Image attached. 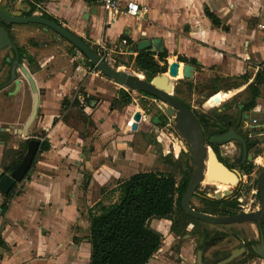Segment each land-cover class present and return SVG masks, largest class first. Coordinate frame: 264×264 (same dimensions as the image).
<instances>
[{
  "label": "crops",
  "instance_id": "obj_1",
  "mask_svg": "<svg viewBox=\"0 0 264 264\" xmlns=\"http://www.w3.org/2000/svg\"><path fill=\"white\" fill-rule=\"evenodd\" d=\"M117 1L119 9L107 11L99 2L87 5L83 0H47L45 12L54 18L60 15L68 22L67 29L78 36L80 32L75 29L89 30L90 38L103 41L106 46L116 47L119 41L124 46L126 41L121 37L124 36L132 42L125 51L133 56L136 42L160 40L163 46L160 52L168 51L171 54L168 58L175 57L178 61L180 56L187 63L195 61L193 79L187 80L193 84L190 90L198 89L194 86L197 75L206 73L208 79L201 84L202 95L208 96L210 90L211 95L228 94L225 98L229 99L244 92L242 101L231 104V110L238 108L248 115L258 111L256 103L253 108L244 109L248 84L254 81L259 69L264 70V0ZM127 1L137 2L146 11L138 18L122 13ZM205 8L219 19V26L206 17ZM80 17L82 20H78ZM179 64L181 67L184 63ZM33 79L35 83L38 81ZM70 81V77L64 78L59 72L45 83L63 88ZM219 82L225 83L218 86ZM95 91L104 93L98 86ZM60 99L51 103L57 107ZM103 104L109 103L106 100L97 103L92 115L98 117L95 139L88 132H72L56 114L45 115L43 127L53 125L48 132L50 147L37 154L33 167L19 184L21 188L14 189L16 195L4 215H0V237L4 242L0 247V264H89L87 216L89 208L101 199L92 195L93 189L118 180L132 166L128 162L130 153L124 146L127 140L123 138L116 143L114 130L105 127L113 123L114 111L109 104L106 113ZM132 125L133 122H127L131 131ZM120 143L123 146L117 151ZM3 200L0 194V205Z\"/></svg>",
  "mask_w": 264,
  "mask_h": 264
},
{
  "label": "rangeland",
  "instance_id": "obj_2",
  "mask_svg": "<svg viewBox=\"0 0 264 264\" xmlns=\"http://www.w3.org/2000/svg\"><path fill=\"white\" fill-rule=\"evenodd\" d=\"M26 1L1 0V3H5L13 11L16 6L25 9L24 5L28 4ZM45 4V2L39 3L40 8L33 14L40 16L41 11L46 10ZM56 18L61 26L68 28V22L60 15ZM79 19L82 20V17ZM75 30H79L80 37L96 52L98 51V42L99 44H103V41L96 42L90 38L89 30L84 32L83 27ZM11 31L18 45L33 58L32 63H28L25 58L22 63L28 68L29 72L30 69L35 70V72L30 73L38 80L36 86L39 92V105L37 118L28 128L27 135L16 134L15 131L22 129L31 111L32 94L28 82L19 73V91L16 97L4 100L1 98L0 93V128L6 129L9 126L12 127L9 131H2L0 129V174L3 172V167L9 166L14 159V150L23 151L24 155L26 152V149H24L26 140L36 138L41 140V142L44 140L50 141L48 132L53 125L48 126L47 129L43 127V119L48 113L56 114L58 120L68 125L72 129V132L76 131L82 134L88 132L90 133V137L95 139L97 133L94 134V132L98 131L99 126L96 125L98 117H92L93 111L96 109L97 103H102V101L106 100L112 105L111 109L114 112L112 117L113 123L109 122L105 127L114 130L116 143L123 138L127 140L124 146L126 147L125 151L130 153L131 159L128 162H131L132 166L128 171L125 169V175L118 180L112 181L106 186L98 187L97 190L93 189L92 195H99L101 198L98 202L108 205L117 201L118 191L116 186L118 182L126 179L124 177L127 174L144 171L171 172L176 176L177 180L179 179L181 168L176 161H181L179 159L182 147L180 138L176 134L174 135L170 128L171 119L168 120L166 117L167 125L159 126L153 124L151 118L157 112V109L160 110L157 99L146 97L137 90L123 88L130 94L132 101L126 106L115 104L113 102L114 98H117V92L122 87L98 71L95 72L93 69L83 65V54L58 34L52 30L44 31L42 26L35 24H19L13 26ZM138 40L140 39L137 38ZM119 42L115 44L116 47L104 45L108 49L106 52L109 58L108 64L116 70L126 71L146 79L145 74L135 68L131 59L132 53L130 54L125 51L127 43H124V46L121 47ZM169 59L176 60L175 57L167 58V65L170 63ZM59 72L63 74L64 78L70 77L71 81L67 84L64 83L63 88L46 86L45 81L51 79ZM181 79V77L173 79L174 96L176 95L188 103L192 110L211 117H218L216 115L219 111L226 114L232 113L231 104L241 102L244 97L243 92L226 99L225 97L228 94L218 93L211 95L210 90L207 92L208 96L202 95L201 84L208 79L206 73H200L195 78L194 86L198 87L196 90L188 89L186 84L180 81ZM224 83L219 82L218 86H222ZM97 86L103 89L104 93L100 94L96 92L95 88ZM175 88L178 91L177 94L175 93ZM55 98H61L57 107H55L54 103H51ZM90 98H93L92 100L95 101L92 107L89 105ZM109 104H103V110L106 113L110 110ZM256 104V107L259 106L258 111L249 113V118L244 124L243 122L241 124L244 126L243 130L246 131L245 135L257 141V145L252 150L255 158L250 162L253 165V169H257L258 171L256 175H244L235 166L234 169L240 172V178L236 184L226 186V190L234 191L235 188L240 190L237 197L242 200L241 204L245 209L253 208L256 204V176L264 167V85L260 88V96ZM135 112H139L142 119L138 123L137 130L131 131L130 127H127V122H133L132 118ZM55 144H61V142H56ZM120 144L116 146L117 151H120L118 148L123 146L122 143ZM106 145L101 146V148H105ZM217 149L220 158L231 164L240 155L238 143L235 141L221 144ZM119 157H121L120 153ZM257 160L259 161L257 162ZM85 175L87 176V174ZM20 183L16 184L15 190L21 188L19 186ZM217 183L215 180L203 177L198 186L197 193L201 192L204 196H213L214 193L221 191ZM191 205L196 209L200 208L199 202L195 198H192ZM169 225L170 221L168 220H150L149 227L159 232L162 239L160 248L147 264H196L195 250L188 233L179 238L170 231ZM197 227L200 229L206 228L212 233H226V231L230 230L245 235L248 238L256 236L254 225L248 222L235 225L232 227L234 228L233 230L230 227L201 224H198ZM189 229L190 225L187 228V232ZM227 247L224 241L220 242L210 250V252L213 250L219 252L215 254L217 258L214 259V255L209 252L206 256V261L220 259L221 252ZM249 260L250 258L239 257L233 261V264H264L256 259H253L251 262Z\"/></svg>",
  "mask_w": 264,
  "mask_h": 264
},
{
  "label": "trees",
  "instance_id": "obj_3",
  "mask_svg": "<svg viewBox=\"0 0 264 264\" xmlns=\"http://www.w3.org/2000/svg\"><path fill=\"white\" fill-rule=\"evenodd\" d=\"M47 0H27L26 2L31 7L28 15L37 11L39 3H44ZM87 5H95L99 0H83ZM42 10V8H41ZM206 17L214 26H219V19L211 13L207 8L204 9ZM41 16L59 23L58 20L45 11H41ZM125 43L131 44V40L125 38ZM83 40V39H82ZM22 58L27 59L28 63L33 62V58L21 48ZM94 52H96L93 49ZM97 53V52H96ZM171 56L168 51L158 53H148L145 51H136L134 56H131L135 68L145 74L146 80L150 81L157 74L165 73L167 70V58ZM179 63H187L183 57H178ZM115 62V61H114ZM189 63L195 65V61ZM85 66L98 70L89 61L85 62ZM35 70L30 69L33 73ZM219 78H214L218 80ZM245 81L247 78L244 76ZM188 89L193 87L192 82L181 79ZM264 84V70L259 69L256 73L253 82L247 86L249 92L248 101L245 105V111L253 108L256 99L260 94V87ZM144 96L156 99L147 93L141 92ZM175 93L178 91L175 88ZM175 97L189 109L190 105L183 101L180 97ZM93 98H90L89 102ZM64 101V100H63ZM132 98L126 90L120 88L117 92V98H114V103L120 106L129 105ZM192 110V109H191ZM197 117L204 132H207L210 137L217 134L218 129L222 128L220 121L225 118L223 115L211 117L203 113H198L192 110ZM160 125L166 124L167 118L157 109L153 118ZM27 141V140H26ZM26 141L24 149H26ZM256 141L248 140L247 148L250 150L256 145ZM50 147L48 140L41 142L39 152L47 151ZM23 156V151L14 150V159L9 166L3 167V172L0 177L13 170L20 162ZM36 159V158H35ZM35 159L31 165L33 167ZM176 163L180 166V177L177 180L176 176L171 172H155L144 171L137 172L128 178L118 182L117 201L104 205L97 202L92 209L88 211L89 221V242L90 256L89 264H147L150 258L158 251L161 245L162 236L159 232L149 227V222L152 219L170 221L169 229L177 237L185 236L189 223L197 222L184 214L180 206V199L185 192L187 183L192 172V163L189 155L181 153ZM240 170L243 174H250L253 171L251 162L244 163ZM28 174V173H27ZM27 176V175H26ZM25 176V177H26ZM13 188L3 195V202L0 205V215H4L9 207L11 199L16 195ZM201 207L199 210L204 213L213 215H226L228 210L233 207L235 201H226L224 199L207 200L199 198ZM4 245L0 237V247ZM231 262L229 264H233ZM238 264V263H235Z\"/></svg>",
  "mask_w": 264,
  "mask_h": 264
},
{
  "label": "water",
  "instance_id": "obj_4",
  "mask_svg": "<svg viewBox=\"0 0 264 264\" xmlns=\"http://www.w3.org/2000/svg\"><path fill=\"white\" fill-rule=\"evenodd\" d=\"M23 11L20 9L15 16H10L0 9V20L7 23L17 24H35L42 26L44 31L52 30L58 34L61 38L70 43L77 51L84 56L83 65L86 61H89L94 65L99 73L112 80L122 88L137 90L139 92L147 93L152 97H155L159 103L158 106L164 116L173 121V128L179 134V136L185 140L187 145V152L190 155L192 162V172L190 174L185 192L180 199V206L185 215L192 219H196L208 224L214 225H230L240 224L245 222H257L258 225L264 223V167L259 171L256 176V191L259 194V209L253 212H237L232 215H213L204 213L194 209L191 206V199L196 192L197 187L203 180L205 173L207 175L214 174L215 180L218 183L225 185L236 184L240 178V172L234 168L227 167L222 163L209 148L204 140V135L200 123L193 111L187 106L182 104L173 94V79L178 77L179 68L181 71V78L185 80L193 79L194 66L189 63H184L181 67L178 61L170 62L167 65L165 73L157 74L150 81L141 78L137 75L131 74L126 71H119L111 67L105 61H103L96 52L84 41L82 38L67 28L61 26L59 23H55L52 20L42 17L41 15L31 14L28 16H20L22 12H29L31 7L26 4ZM154 45L152 46V44ZM150 40H140L134 45V50L145 51L148 53H158L162 50L163 46L160 40L155 42ZM12 45L15 49V59L12 62L11 75L14 76L15 67L18 68V72L21 73L27 80L31 94L32 105L28 119L21 130H17L19 134L27 135L28 128L33 121L37 118V111L39 105V92L33 76L29 72L28 68L19 61V54L13 44H11L7 31L4 28H0V50L6 45ZM11 82V79L3 84L4 87ZM19 84V82L17 81ZM0 87V88H1ZM95 101L90 102V106H93ZM141 114L135 112L133 114L132 129L135 130L137 124L141 121ZM159 141V139H158ZM230 141H237L241 145V155L244 157L247 153L246 141L241 136L235 133L234 130L227 131L224 134L217 135L213 138L211 143L224 144ZM41 140L36 138H30L26 152L21 158L17 166L9 173H5L0 177V194L6 195L15 184L21 182L29 170L36 158ZM248 160H251V156H248ZM228 195L230 190H222L215 194V198H219L220 194ZM210 244L207 243L206 247ZM206 248L197 251L196 263L205 264L201 260L202 253ZM241 250L232 251L227 257L211 264H228L235 257H237ZM259 257L264 259V251L256 250Z\"/></svg>",
  "mask_w": 264,
  "mask_h": 264
},
{
  "label": "flooded vegetation",
  "instance_id": "obj_5",
  "mask_svg": "<svg viewBox=\"0 0 264 264\" xmlns=\"http://www.w3.org/2000/svg\"><path fill=\"white\" fill-rule=\"evenodd\" d=\"M0 9L3 10L6 14H8L10 16H15L16 13L20 9L23 11V9L19 6L18 7L16 6L15 9L12 11L9 9L8 6L5 5V3H1V0H0ZM28 13L29 12H27V13L22 12V14L20 16H28ZM16 25H19V24L7 23V22L0 20V28L2 27L7 31V36L9 38L11 44H13L18 51L19 61L23 62L24 58H22V56H24V55L22 54L21 47L18 45V43L15 40L14 35L12 34V31H11L12 27L16 26ZM14 59H15V49L12 47V45H10V44L6 45L5 47H3L0 50V87L3 86V84L6 83L8 80L11 79V82L8 85L0 88L1 98L4 100L9 99V98L14 99L16 97V95L18 94V91H19V84L17 83V81L19 82V80H18L19 72H18L17 67H15L14 76L12 77V75H11L12 62L14 61ZM155 114H156V112H155ZM155 114H153L151 120H153ZM225 115L226 114H224V116ZM248 118H249L248 114L243 113V111L241 113V109L236 108L235 110L232 111V113L226 115L225 118L220 121V125L222 128L218 129L217 134H215L214 136L210 137L209 134L207 132H204L202 129L206 145L209 148H211L212 151L215 153L216 157L229 168H234L236 166L240 169V167L244 163L252 161L255 158L253 156L254 154L252 153V150L257 145V143L252 149L249 150L247 148L246 155L244 157H242L241 145L239 144V142L235 141L236 143H238L240 155L238 156V158L233 160V163L231 164V163L224 161L222 158H220L217 148L221 144H215V143H211V142L215 136L224 134L230 130H234L236 134H238L243 139H245L246 146H247L248 140L256 141V139L248 138L245 135L246 131L243 130L244 126L241 124V122H243V124H244ZM168 120H169V118H168ZM153 124L163 126V125H160L159 120H157V122L153 120ZM247 127H249V126L247 125ZM250 127H252V126H250ZM10 128H12V127L9 126L6 129L5 128H0V129L2 131H9ZM170 128H171L174 135L176 134L177 136H179V134L173 128V121L172 120H171ZM227 143H229V142H227ZM180 144L182 146L180 153H185V154L189 155V153L187 152V145H186V142L184 139L181 138ZM27 145H28V140L26 141V148H27ZM249 155L251 156L250 161L248 160ZM189 157H190V155H189ZM258 161L259 160H257V162ZM253 171H254V169H253ZM253 171L249 175H256L258 170L255 169V172H253ZM204 177L209 178V179H215V176L211 177L210 175H207L206 173H205ZM217 184L219 185L218 187L220 188L221 191L226 189L227 185L221 184V183H217ZM197 190H198V187H197L196 192L192 198H195L198 200L200 208H202V207H201L199 198L207 199V200L224 199L226 201H233V202L235 201L236 203H234L233 207L228 210L226 215H232V214L237 213V212H253V211H256L259 209V194L257 191H256V198H257L256 204L254 205L253 208L245 209L243 207V205L241 204L242 200L238 199V197H237L238 192H240L239 189L235 188V190L230 191V193L228 195H224L221 193L219 198H215L216 193H214L213 196H204L203 194H201V192L197 193ZM221 191H219V192H221ZM192 207L194 209H196L194 206H192ZM200 208H197L196 210L200 211L199 210ZM221 216H225V215H221ZM192 220L197 221V222H193V223L188 224V226L190 225V229L188 231V236H190V238H191L190 240L193 243V247L195 250V258L197 257V251L198 250H202V249L206 248L205 251L202 253V256H201V260L203 263H205V264L217 263L218 261L227 257L232 251L241 250V249H242V251L240 252V254L237 257H235V259H233L231 262L238 259L239 257H243V258L245 257L248 259L250 258V260H249L250 262L253 259H256V260H259V261L264 263V259L259 257L258 254L256 253V250L261 249L264 251V223H261L260 225H258L257 222H248V223L253 224L255 227V230H256V236H253L252 238H248L245 235H242V234H239L238 232H234V231H230V230L226 231V233H223V232H221V233L213 232L212 233V232H209L208 229H206V228L200 229L199 227H197L198 224H201V225H211V226H216V227H230L233 230L234 228H232V227H234L235 225H238V224L214 225V224H208V223L196 220V219H192ZM188 226H187V228H188ZM223 241H224V243H226V246H228V247L225 248L221 252V258L218 260L216 259V261H212V260L206 261V256L210 252V250L212 248H214L215 246H217V244H219L220 242H223ZM207 243H209L210 245L206 247ZM234 243H235V245H233ZM210 253L212 255H214V259H215V258H217L215 256V254H218L219 252L216 250H213ZM231 262H229V263H231Z\"/></svg>",
  "mask_w": 264,
  "mask_h": 264
},
{
  "label": "built area",
  "instance_id": "obj_6",
  "mask_svg": "<svg viewBox=\"0 0 264 264\" xmlns=\"http://www.w3.org/2000/svg\"><path fill=\"white\" fill-rule=\"evenodd\" d=\"M99 3L102 5V7L105 10L117 11L119 9V4H118L117 0H99ZM145 11H146V7H140L139 4L137 2H134V1H127L121 10L122 13L127 14L131 17H134V18L140 17V14L142 12H145ZM107 51H108V49L106 48V46L98 43L97 54L103 61H105L108 64L109 58H108L107 53H106ZM179 138L181 140V137H179ZM253 172H255V169Z\"/></svg>",
  "mask_w": 264,
  "mask_h": 264
},
{
  "label": "bare ground",
  "instance_id": "obj_7",
  "mask_svg": "<svg viewBox=\"0 0 264 264\" xmlns=\"http://www.w3.org/2000/svg\"><path fill=\"white\" fill-rule=\"evenodd\" d=\"M170 62H173L172 59L169 60ZM178 76L179 78L181 77V71H180V68H179V73H178ZM178 78V77H177ZM211 177H214V174H210Z\"/></svg>",
  "mask_w": 264,
  "mask_h": 264
}]
</instances>
